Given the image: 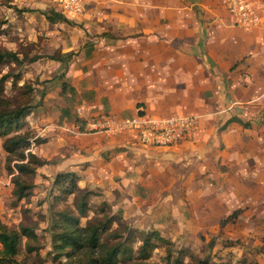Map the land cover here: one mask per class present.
I'll use <instances>...</instances> for the list:
<instances>
[{"label":"rangeland","instance_id":"374dc122","mask_svg":"<svg viewBox=\"0 0 264 264\" xmlns=\"http://www.w3.org/2000/svg\"><path fill=\"white\" fill-rule=\"evenodd\" d=\"M82 1L85 6L87 2ZM178 1L188 6L190 24H202L212 20L214 15L215 18L225 15L218 0ZM56 6L58 8L50 0H0V49L15 51L20 58L18 61L5 60L0 63V75L5 74L0 96L8 106L21 103L34 105L32 113L24 118L25 125L22 129H29L38 136H49L47 143H33L29 149L38 156H51L46 158L49 160L48 164L36 167L34 174L21 175L22 180L32 182L33 185L29 194L18 198L13 193L11 174L4 166L6 152L1 147L0 138V223L12 228H17L19 224L30 225L36 233L33 240L27 241L22 237L14 261L3 264H62L66 258L55 253L51 242L54 230L52 220L59 217L58 211L62 209L78 215L79 225L87 220H102L103 215L118 216L119 223L112 222L109 229L100 235V240L105 243L118 239L112 238L109 230H117L122 235L128 226L144 231L157 230L171 244L157 241L145 259L150 264H173V257L177 254L182 264H195L198 258H204L207 264H264V187L257 186L261 184V176H264V34L260 31L250 32L255 36L250 45L252 51H244L237 63L231 66L234 68L239 65L234 69L238 71L237 78L244 86L251 88L246 92L252 98L247 103L252 104L250 117L236 125V131L232 132L233 139L219 142L225 155L236 154L233 158L237 168L232 170L223 162L218 164L217 169L228 173L227 175L222 173L219 176L217 169H208L200 174L196 183L191 180L184 183L179 178L185 185L177 187L176 198L171 195L175 188L166 181L168 179L169 182L171 177L167 178L162 170L156 181V188L152 187L151 177L158 173V165L151 164L148 157H140L138 148L142 144L134 137L125 133L84 132L76 124L74 107L80 102L86 104L87 117L98 113L127 116L139 104L133 106L132 112L121 115L103 106L101 98L86 99L77 91L71 94L67 90L64 93L61 91L57 80L62 76H65L66 85L80 87L75 70L79 65L86 64L88 49L85 46L91 42L88 39L91 35L83 26L84 15L76 19L64 16L65 20L50 22L41 13ZM154 14L160 23L165 18L168 19V12H153ZM159 33L156 31L157 35ZM141 34L143 32L137 33ZM81 50L85 52V56L81 54ZM67 53L69 55H65ZM50 55L61 60L50 58ZM87 82L85 84L90 83ZM55 99L62 104L59 107L62 115H59L58 122H51L48 120L51 117L48 109L46 112H37V109L45 106L46 101L55 102ZM58 102L51 103L54 104L52 107L49 105L58 109ZM76 126L77 133L74 132ZM68 135L79 136L82 143L76 145V148L88 147L93 156L107 152V149L102 151L103 147L99 148V144L92 140L95 136L102 137L103 141L108 138L122 139L119 144L123 145L118 148L122 146L120 151L123 153L110 154V157L115 160L114 167L116 164L130 166L129 172L123 174L122 178L119 177V181H123L119 188L114 186L112 189L108 185L107 188L98 186L96 190H91L92 193L86 196L87 209L84 214H78L76 202L81 192L87 190V185H77L79 190L66 194L53 183L55 174L62 172L61 167L56 166L58 157H53V152L57 147L69 146V142H64L63 139ZM93 141L97 145L92 144ZM114 143L116 147L117 142ZM224 143L228 145L225 147ZM180 158L184 161L183 157ZM104 159L109 161L107 156ZM142 164L147 167L142 171L146 180L142 181L144 185L139 186L135 177L140 172L137 166ZM192 164L196 162L191 160L186 167L189 168ZM196 165L190 172L194 178L198 173ZM98 170L96 165L93 171ZM235 178L238 179L236 184ZM245 178L252 179L251 186L248 182L246 185L240 184ZM88 186L91 188L92 183L89 182ZM148 206L152 208L149 210ZM138 244L137 238L132 240L131 259H121L116 264H130L135 260ZM168 248L169 257L166 254ZM81 256L82 254L79 255ZM67 260L77 262L76 256Z\"/></svg>","mask_w":264,"mask_h":264},{"label":"crops","instance_id":"0c3cea01","mask_svg":"<svg viewBox=\"0 0 264 264\" xmlns=\"http://www.w3.org/2000/svg\"><path fill=\"white\" fill-rule=\"evenodd\" d=\"M85 1L87 4H83L81 13L74 16L63 14L74 19L84 15L83 26L91 35L88 38L91 42L85 46L88 49L86 64L79 65L75 70L80 87L73 85L74 93L77 91L86 99L101 98L103 106L121 115L132 112L133 106L139 104L137 106L149 116L184 113L196 118L195 127L188 138L166 146L142 145L138 148L141 158L148 157L151 164L158 165V173L151 177L152 187L156 188L162 170L167 178L171 177L169 182L166 179L167 184L175 188L171 195L178 198L177 187L185 185L179 178L184 183L189 180L196 183L202 172L215 170L223 162L232 170L236 169L233 158L236 154L225 155L219 142L233 139L232 132L236 131V125L250 117L252 104L247 103L252 98L246 92L251 88L244 86L237 78L238 71L234 69L239 65L234 68L231 66L237 63L244 51H252L250 45L255 36L250 32L259 30L232 25L219 0L225 15L216 18L214 15L212 20L202 24H190L188 6L178 0ZM153 12H168V19L160 23ZM156 31L160 33L157 35ZM139 32L143 34L137 35ZM82 50L81 54L85 56ZM64 79L65 76H62L57 80L59 87L61 82H65ZM57 102L46 101V105L37 109V112H46L48 109L51 116L48 120L58 122L62 104L58 102V109L51 108L54 106L51 103ZM41 137L45 140L38 144L48 142L49 136ZM63 139L69 142V146L57 147L53 152V157H58L55 161L56 166L61 167L60 171H74L79 186L85 187L91 182V188L86 186L90 192L98 186L119 188L123 183L119 177L128 173L130 166L116 164L114 167L115 160L110 154L123 153L120 151L122 146L118 148L122 139L108 138L103 141L102 137L95 136L92 140L99 144V148L103 147L102 151L107 149V152L96 156L92 155L88 147L76 148L82 143L79 136L68 135ZM94 141L92 144L97 145ZM114 142H117L116 147ZM224 145L226 147L228 144ZM41 156L44 159L51 157ZM105 156L108 162L104 161ZM191 160L197 164H192L196 165L195 170L198 169L196 178L190 173L194 167H186ZM45 164L48 162L38 165V168ZM96 165L99 170L93 171ZM145 165L137 166L140 172L135 181L139 186L144 185L142 181L146 180L142 176V171L147 168ZM217 170L219 176L225 173ZM235 179L234 184L238 182ZM260 180L261 184L257 186L264 187V176ZM247 182L251 186L252 179L245 178L240 184L246 185ZM148 208L150 210L152 206Z\"/></svg>","mask_w":264,"mask_h":264},{"label":"trees","instance_id":"16d2710c","mask_svg":"<svg viewBox=\"0 0 264 264\" xmlns=\"http://www.w3.org/2000/svg\"><path fill=\"white\" fill-rule=\"evenodd\" d=\"M44 17L50 22L65 20L63 14L54 8L41 11ZM65 55H69L68 53ZM61 60L53 55L49 56ZM15 51L0 49V63L5 60L18 61ZM5 74L0 75V95L2 93V81ZM61 91L74 92L73 86L60 83ZM5 99L0 96V138L1 147L6 152L4 166L6 171L11 174L10 179L13 183V193L20 198L30 193L32 182L21 179L23 174H34L38 165L47 163L48 160L39 157L30 151L31 144H38L45 140L44 137L33 134L29 129H22L25 125V116L30 113L34 105L21 103L13 106L4 104ZM76 124L80 129L83 124L76 117ZM233 120V119H232ZM15 172H14V171ZM77 174L74 171H62L55 174L53 183L63 193H71L79 190L76 184ZM65 182V184H64ZM91 193L83 190L76 202L78 214H84L87 209L86 196ZM102 210V208H101ZM59 217L52 220L54 230L51 235L52 246L57 255H64L66 258L62 264H116L117 261L131 259V241L139 240L136 259L130 264H150L145 259L149 255V250L156 246L157 241L171 244V241L159 234L157 230H138L130 226L126 227V232L122 235L117 230H109L112 238L117 240L105 243L100 240V235L110 224L119 223L118 216H105L102 220H87L83 225H79V216L62 209L58 211ZM112 231V232H110ZM27 241L36 238L34 228L30 225L19 224L17 228L7 227L0 223V263L14 261V256L18 252L21 238ZM82 254L81 257L79 255ZM169 257V248L167 253ZM71 256H76L77 262H72ZM173 264H182L180 256L173 257ZM195 264H207L204 258H198ZM217 264H233L219 262Z\"/></svg>","mask_w":264,"mask_h":264},{"label":"built area","instance_id":"2783aa9c","mask_svg":"<svg viewBox=\"0 0 264 264\" xmlns=\"http://www.w3.org/2000/svg\"><path fill=\"white\" fill-rule=\"evenodd\" d=\"M55 10L68 16L82 12V0H50ZM230 17L232 25L264 32V0H219ZM86 104L74 107L76 118L83 124L84 132L104 131L110 134H129L144 146L159 147L188 138L196 123L194 115L172 113L164 116H149L140 107L127 116L106 113L87 117Z\"/></svg>","mask_w":264,"mask_h":264}]
</instances>
